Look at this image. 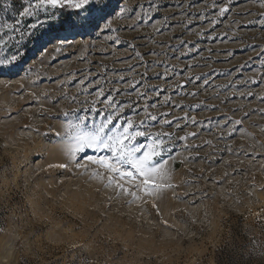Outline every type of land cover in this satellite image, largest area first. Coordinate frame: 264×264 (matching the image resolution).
<instances>
[{
  "label": "rangeland",
  "instance_id": "374dc122",
  "mask_svg": "<svg viewBox=\"0 0 264 264\" xmlns=\"http://www.w3.org/2000/svg\"><path fill=\"white\" fill-rule=\"evenodd\" d=\"M28 3L0 0V59L17 55L10 70L0 65V264H264L259 0H111L117 11L126 9L109 17L111 30L60 32L72 43L59 53L53 50L57 41L45 35L53 22L47 13L19 15ZM224 5L230 10L219 16ZM53 11L54 20L75 19L71 10ZM137 12L142 19L128 27ZM37 20L41 24L32 29ZM145 85L147 101L136 97ZM98 87L121 103L130 97L139 106L157 104L149 108L153 114L169 112L172 119L187 112L197 119L196 125L184 127L181 120L162 129L148 122L152 132L174 133L170 154L176 157L177 187L162 193L155 208L150 198H116L72 166L48 168L66 162L56 136L63 124L75 115H87L88 124L101 119L83 110L85 97L90 100ZM116 88L119 94L111 91ZM166 97L171 102L162 104ZM229 117L243 121L231 135V124L222 127ZM188 132L197 135L176 139Z\"/></svg>",
  "mask_w": 264,
  "mask_h": 264
},
{
  "label": "snow or ice",
  "instance_id": "6c2138e0",
  "mask_svg": "<svg viewBox=\"0 0 264 264\" xmlns=\"http://www.w3.org/2000/svg\"><path fill=\"white\" fill-rule=\"evenodd\" d=\"M232 0H228V4H231ZM260 7L264 8V0H259ZM43 11L48 14V18L53 20L49 24V32L45 35L49 36V39H55L57 41L54 46V51L59 53L62 51L65 45H70L72 40L67 35L60 36V32H73L76 35H84L88 30H111L113 21L109 17L116 15H122L126 12L124 7L116 8L111 7V0H29L28 6L24 7L19 13L21 17H31L35 15L37 11ZM71 10L69 15L75 17V19L67 20H54L56 17V11ZM157 5H151V11L155 12ZM230 10L228 5L219 7V16H223ZM148 15V13H144ZM264 16V12L261 13ZM141 14L136 13L133 18L132 24L128 27H134L136 22L141 20ZM18 24L19 21H16ZM264 26V20L260 21ZM41 21L37 20L36 23L31 24L32 29H36ZM101 24L103 28L101 29ZM4 28L9 31H15V27L12 25H4ZM158 32L159 29H156ZM6 34V33H5ZM54 34V35H53ZM108 40L114 39L111 36L107 37ZM0 43H4L0 39ZM116 43H120L119 39H116ZM48 50L45 49V52ZM135 56L142 60L143 57L140 52H135ZM17 61V55H12L10 58L5 57L0 59V65H15ZM156 63H159L157 61ZM131 67V65H129ZM2 71V69H0ZM168 69L164 71V75H168ZM147 72V68H146ZM145 72V74H146ZM159 75V74H158ZM119 79L123 80L121 76ZM199 79V77H197ZM188 82L190 78H187ZM83 80L80 81L82 85ZM98 83V82H97ZM139 83V81L137 82ZM207 83V81H205ZM135 87V85H130ZM145 85L144 91H136L137 99H145L147 101L148 94ZM153 90H157L158 86H151ZM82 92L87 93L88 89H81ZM115 94L120 93V89L111 90ZM159 91H157V95ZM47 98V93H42ZM63 95H66L63 94ZM89 95H92L89 93ZM252 95V93H249ZM104 99H101V98ZM73 101L80 104L78 96L72 97ZM264 99V97H261ZM171 97H166L162 104H169ZM99 105V107H97ZM139 105L133 102L129 97L128 103H121L115 99V95H105V89L98 87L97 91L89 100L87 96L83 102V110L99 115L100 120H93L91 124L86 123L89 119L87 115L79 116L75 115L74 121H68L61 126V130L56 132L58 137L57 144L60 151L63 153L66 162L58 164H49L48 168H68L72 166L74 169L79 170L82 174L88 175L90 178L97 179L105 189L111 190L116 198H126L129 203H148L150 198L152 201V207H156V199H158L162 193L167 190H174L175 185L173 180V168L172 164L175 162L176 157L170 154V146L174 143L171 137L173 132H166L163 130L152 132L147 127L149 121L157 122L161 129L164 125L171 127L174 121H184V127H187L190 122L196 125L197 119L195 116L189 117L185 112L183 117H172L169 119V112H163L159 114H153L149 110L156 109L157 104L139 106L142 108L141 112H137L136 109ZM175 107H181L177 104ZM212 107H215L214 105ZM126 110L133 112L132 116L125 115ZM61 113L67 117L69 111L60 110ZM75 114L78 109L70 110ZM264 112V109L261 110ZM245 116L248 113L244 114ZM163 117V119H158ZM242 119L232 121L229 117L225 120L222 127L232 125L231 131H236V126L242 124ZM175 128H181L180 123L175 124ZM195 132H188L183 136H178L176 139L180 141H187L189 137L196 136ZM144 137L147 139V143H141L139 138ZM187 148V145H185ZM193 147H198L193 145ZM86 150H91L92 155H88ZM229 150H231L229 146ZM175 195V192H174ZM184 195H187L185 193ZM112 197H110L111 199ZM77 247L76 245L72 246Z\"/></svg>",
  "mask_w": 264,
  "mask_h": 264
}]
</instances>
